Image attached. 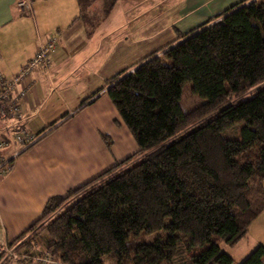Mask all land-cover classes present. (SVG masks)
<instances>
[{
  "label": "trees",
  "instance_id": "1",
  "mask_svg": "<svg viewBox=\"0 0 264 264\" xmlns=\"http://www.w3.org/2000/svg\"><path fill=\"white\" fill-rule=\"evenodd\" d=\"M118 1L77 0L89 34ZM187 86L203 100L192 109ZM107 94L137 152L49 198L27 231L46 232L44 246L25 252L65 264H236L222 245L264 211V0L179 34L111 78ZM236 125L240 137L227 138ZM238 264H264V245Z\"/></svg>",
  "mask_w": 264,
  "mask_h": 264
},
{
  "label": "crops",
  "instance_id": "2",
  "mask_svg": "<svg viewBox=\"0 0 264 264\" xmlns=\"http://www.w3.org/2000/svg\"><path fill=\"white\" fill-rule=\"evenodd\" d=\"M242 1L119 0L89 34L78 18L77 0H31L29 15L19 10V0H0L4 76L19 72L41 42L58 38L50 66H38L18 86L28 87L21 100V123L38 139L20 152L0 181V223L9 246L27 239L41 249L44 244L38 239L45 233L34 242L27 231L40 219L47 200L66 195L137 152L133 135L120 123L107 94L108 81ZM15 124L0 120V133L8 135ZM103 135L112 139L111 146ZM259 245H264V211L245 237L222 248L239 262Z\"/></svg>",
  "mask_w": 264,
  "mask_h": 264
},
{
  "label": "built area",
  "instance_id": "3",
  "mask_svg": "<svg viewBox=\"0 0 264 264\" xmlns=\"http://www.w3.org/2000/svg\"><path fill=\"white\" fill-rule=\"evenodd\" d=\"M19 10L24 14H32L31 0H19ZM58 38L50 36L47 41L39 44L36 55L26 63L20 71L13 77L8 78L0 74V120L15 121L16 124L8 135L0 133V181L12 170L14 159L31 144L38 139V135L30 132L25 125L21 123L22 111L21 100L23 99L27 86H18L22 84L27 77L38 66L49 67L51 62V52L57 47ZM14 149L12 155H7L6 151ZM3 226L0 223V264H7L10 261L21 260L27 264H65L53 257L48 250L39 254L28 252H18L16 245L9 246L3 239Z\"/></svg>",
  "mask_w": 264,
  "mask_h": 264
},
{
  "label": "rangeland",
  "instance_id": "4",
  "mask_svg": "<svg viewBox=\"0 0 264 264\" xmlns=\"http://www.w3.org/2000/svg\"><path fill=\"white\" fill-rule=\"evenodd\" d=\"M249 96H250V94H247V95H246L247 98H248ZM202 102H203V100H202L201 98L192 95V93H191V91H190V89H189L188 86L185 88L184 97H183V105H184V107H185L186 109H192V108H194V107H197V106H199ZM223 134H224L227 138H229V139L239 138V137H240V125H236V126H233V127H230V128H228V129H226V130L223 132ZM42 233H43V232H41L37 237H39L40 235H42ZM44 233L46 234V232H44ZM33 235L35 236V232H33ZM42 237H43V236H42ZM42 237H40V239H38V240H39V241H42V242L44 243L45 240L42 239ZM34 240H35V239H34ZM27 244H29L28 240H27V239H25V240L22 239V241H20V242H16L15 245L18 247V252L20 253V252H24V251L30 249V247L25 246V245H27ZM29 245H30V244H29ZM222 247L225 248V247H226V244H223ZM254 249H255V248H253V249L250 251V253H251ZM250 253H249V254H250ZM249 254H248V255H249ZM248 255H247V256H248ZM247 256H246V257H247ZM246 257H245V258H246ZM245 258H244V259H245ZM244 259H242V260L240 259V261H239V262H236V264L242 262ZM23 263H25V262H22L21 260H15V261H10L8 264H23ZM25 264H26V263H25ZM105 264H112V263L109 262V261H105Z\"/></svg>",
  "mask_w": 264,
  "mask_h": 264
},
{
  "label": "water",
  "instance_id": "5",
  "mask_svg": "<svg viewBox=\"0 0 264 264\" xmlns=\"http://www.w3.org/2000/svg\"><path fill=\"white\" fill-rule=\"evenodd\" d=\"M137 68H138V67H136V68H135V69H133V70H136ZM133 70H132V71H133Z\"/></svg>",
  "mask_w": 264,
  "mask_h": 264
}]
</instances>
